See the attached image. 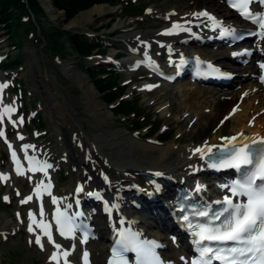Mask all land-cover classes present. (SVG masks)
<instances>
[{"label": "bare ground", "instance_id": "6f19581e", "mask_svg": "<svg viewBox=\"0 0 264 264\" xmlns=\"http://www.w3.org/2000/svg\"><path fill=\"white\" fill-rule=\"evenodd\" d=\"M38 2L51 22L63 25L67 28L82 27L84 25L83 21L100 23L102 20H107L112 17L116 11V7L108 4H95L80 11L76 16L65 22L64 12L56 9L52 0H38ZM179 3V8H182L183 11H177L175 14L170 13V15H168L169 13L162 14L163 16H169L167 21L165 19H160L159 15H155L156 29H154V35L142 41V50L146 53L157 51L161 54L160 49H162L163 55L167 58V61L162 63L163 67L167 66L168 61L173 57L186 53L182 52L178 46L183 38L191 39V42H195L194 37L197 35L207 38L206 35L208 31L202 28L206 23L204 17L197 18L193 13H199L202 9H213L216 12L223 10V12H220V15L228 21L232 19L230 15H234V12H225L223 9L224 6L216 0H182ZM198 3L203 5V7H201L202 9L197 8ZM171 9L172 8H169L168 10L170 11ZM263 9L264 7L255 8V10L259 12ZM174 24H180L190 29V32L178 31L173 32V34H165L164 30L173 28ZM114 26V28H119L122 26V23L115 22ZM135 35L140 36L139 34L133 33L131 37L128 36L125 40L132 41ZM152 38H154V40ZM137 53H139V50H136V54ZM221 55L222 57H230L231 55L235 58L233 52L228 49L221 52ZM257 55L258 53L250 59L245 60L246 63L244 65L237 66L225 63L226 66L224 65V67L231 70L234 74V78L237 81L236 84L239 83L241 76H251V81L241 84L238 89L231 90L233 81H231L228 86H225L227 89L224 93H220L215 87L196 86L191 95L195 97L196 101H199V98H201L200 101L203 102L206 100V97H212V99L207 108L208 112L202 115L199 113L195 114V118L192 119L196 135H194V137H186L184 133L178 136L176 140L174 139L175 141L179 139H191L192 143L188 144V146L173 145L174 143H172L165 147H158L152 143L140 142L134 139L124 127L104 129L90 136L86 133L82 123H77V120L72 116L68 104L63 101L64 97L60 100L54 95L53 90L48 86L50 83V76L48 73L42 74L39 82L43 89L42 93L46 101V110L56 113L58 120V127L53 128L55 140L58 141L56 145L60 153L66 156L70 166H73V172L65 188L58 189L57 191L52 189L51 196L44 193L42 190V195L38 198L36 195L33 196L30 190V193H28L22 201L29 196H32V199L27 203L21 202L27 205V214L35 213L37 216L36 220L40 221L41 218L49 215L50 209L53 206L52 202H50L51 207L46 204V197L51 198L53 196H60L62 199L72 197L74 195L73 189L76 185L82 188L80 193L81 196H83L87 190L95 187L96 189L105 191L108 198L118 195V198L115 200L120 201L122 205L121 207L118 206L115 208L116 217L125 216L126 219H129L131 215H127L128 210L127 214L124 213V209L128 203H134L136 205L134 208L137 212H140L141 215H139V213H136L135 216L132 215L134 219H137V221L132 224L145 232L147 228L149 229V226H154V231L148 232V234L160 238L162 242L165 243L166 249L164 250V256L166 262L168 264H186L181 260L182 256H186L185 253L183 251L178 252L177 247L173 244V240L161 233V230H170L174 232L173 234L179 243H184L185 241L184 233L176 231L175 225L169 217L168 212L164 209V207L166 208L168 206L169 198L172 194L170 186L174 184H185L186 182L181 177L192 175L195 170L200 171L201 168H204L206 171L208 170L205 159L202 158L199 153L193 154L194 149L205 148V146H207L211 147L213 150L214 147L227 143V141L223 139L224 137H237L236 142L248 141L254 137H264V88L254 77L255 74L258 73V66L255 64ZM205 56L206 54H204L203 57L210 59V57ZM104 59H100L99 63H104ZM97 63L98 61L96 64ZM26 65L30 70L39 69L36 60L31 58V53H28L26 57ZM62 72L73 78L82 89L84 105L87 107L90 116L93 117L95 122L104 124L108 118L113 117L112 111L99 97L98 91L90 82L85 72L75 71L71 62L68 61L63 63ZM150 78L152 79L153 76L150 75ZM234 78L233 80H235ZM163 83L164 85L167 84L166 82ZM5 106L13 107V104L3 102L1 111H3ZM171 110L177 113L180 108L172 106ZM10 115L4 116V118H8ZM225 117H228V119H225ZM198 118H202V122H197L196 124L195 122ZM174 123L176 125H182L186 123V119L177 118ZM63 129L69 132L68 137L67 134L62 135L61 130ZM241 133H243V136L240 135ZM17 140H19V138L15 141ZM27 145L33 146L28 148L27 152L35 156V158L52 159L54 157L53 154L55 150L51 148L37 147V144L32 143ZM11 149H13V147H11ZM171 155L172 157H170ZM139 171L159 172L162 173V178L166 177L163 181H166L168 185L164 184L160 189L155 190L158 202H150L146 200L141 193L138 194L133 190L135 185H140L141 189L144 186L145 188L150 187L146 182L142 181L141 176L138 174ZM100 172L103 173V177L99 176ZM205 173L206 174L199 173L197 176L199 178L195 181H199L200 178H207L209 174L207 172ZM1 175L8 177L7 180H4L6 183L11 182V174L8 169L2 171ZM16 177L31 179V189L36 185L37 181L42 178L45 183L51 184L47 174H40L37 172L29 171L24 175ZM105 177L107 179H105ZM202 194L204 196L206 195L205 193ZM34 200L42 203L41 207L44 212L43 217L40 215L41 207L39 208L37 205H34ZM86 201L87 203L90 202L87 198ZM91 210L90 215L98 224V232L100 235H104L106 232L103 227V220L97 216L98 213L96 211H93V207ZM151 220H154V222H151ZM30 224L31 221L28 218V228ZM14 226L10 216H3V221L0 223V235L11 231ZM32 227L34 231L29 232L31 241L35 243L36 236L39 235L41 244L37 245L48 253L47 262L49 264H56V261L51 259V255L57 253L58 250L54 247L53 243L47 241L41 235L40 228L36 227L35 224H33ZM54 242L61 246L59 250L60 253L65 251L69 253L66 257L67 264H77L75 263V255H81L82 257L79 258L78 264H84L83 254L89 251L87 244L78 243L77 240L73 238L56 240ZM97 255L99 257L98 263L92 262L93 264H101L102 259L104 260V256L102 257L101 252H98ZM58 259L59 264H65V257L59 255ZM0 264H3L1 251Z\"/></svg>", "mask_w": 264, "mask_h": 264}, {"label": "rangeland", "instance_id": "374dc122", "mask_svg": "<svg viewBox=\"0 0 264 264\" xmlns=\"http://www.w3.org/2000/svg\"><path fill=\"white\" fill-rule=\"evenodd\" d=\"M36 1L40 6L38 0ZM180 1L182 0H120L125 7L122 4H118L114 15L109 19L102 20L100 23L83 21L84 25L82 28L73 29L94 34L97 42L102 45L106 53H93L90 56L82 58L72 52L71 48L67 46L64 37L59 39L61 43L63 42L65 44L64 53H55L48 46L47 39L43 38L41 33H36L35 27L34 30L31 27L26 33L21 28H16V36L19 38L17 43H14L16 41L15 38L11 40L0 29V64L6 58L12 60L19 53L22 54V58L19 61L20 65L17 69L6 71L2 70L0 66V81L2 84L8 85V87L2 90V94H0V111L3 102H13L19 107V110L9 120L5 119L4 122H0V129L5 134L4 137H0V171L9 169L7 162V148L9 147V143L22 136L23 139H19L14 144L15 148H19L26 141L27 143L37 144V147H48L55 150L53 158L56 162V168L49 172V177L54 183L55 190L65 188L70 180L73 166H70L66 156L60 153L56 145L58 141L55 140L53 134V128L58 127L57 115L53 111L49 112L46 110V101L39 82V79L44 73H48L50 76L48 86L51 87L54 95L60 100L64 97L63 101L68 104L72 116L77 120V123H82L86 133L90 136L104 129L124 127L134 139L140 142L152 143L158 147H165L172 143H174L173 145L188 146V144L192 143L191 139L175 140L184 133L186 137H194L196 135L192 119L195 118V114L199 113L202 115L208 112L207 108L209 103H211L210 100L212 97H206V102L200 101L201 98H199V101H196L195 97L191 95L198 85L188 80H181L164 85L162 81L148 78L147 74L142 70L135 72L128 70V66L132 63L131 60L135 58L134 56H137V54L134 55V52H136L134 50H142V41L154 35V29H156L155 15H159L160 19H164L163 15L168 13L169 8H175L174 11H183L182 8H179ZM102 4L107 5L108 3ZM201 7L203 5L198 3L197 8ZM223 9L227 12L225 6ZM41 10L43 11V9ZM220 12H223V10L218 13ZM37 19L40 21L42 28L47 30L48 33L55 26L54 23L49 21L44 11L43 14L38 15ZM115 22H121L122 26L114 28ZM22 26H24L23 23ZM133 33L139 34L140 36L135 35L132 41L125 40L126 37H131ZM152 39L154 40V38ZM181 47L184 51L199 54L200 56L206 54L207 57H210V59L213 58L216 61L220 60L223 63L229 61L228 57H220L219 51L216 50L217 48L211 47L207 43H189ZM115 51L123 52V56L118 57L114 53ZM160 51L162 53V49ZM28 53H31V58L36 60V64L39 67L38 70H30L26 65ZM153 55L160 59L164 57V55L159 54L157 51H153ZM104 58H107L109 63L103 66L113 68L120 73V83H125L127 86V94L125 96L131 99L134 98V100L137 99L140 105V111L144 115L151 114L153 117L155 116L161 119L160 131L167 130V134H170L168 140L160 141L156 137L157 134L149 135L146 132V127L132 131V127L129 125L127 118L115 115L113 112V117L108 118L104 124H98L90 116V112L84 105L82 89L73 78L62 72V66L63 63L68 61L71 62L75 71H85V67L95 65L98 60ZM164 59L166 58L164 57ZM157 63L159 62L157 61ZM97 67L101 66L97 65ZM14 77L20 78L21 82L16 84L13 79ZM250 81L251 77L249 76H244L243 79H239L238 84H236L237 81L235 79L231 90L238 89L241 84L249 83ZM148 84H152V88H149L147 86ZM15 89L17 91L16 93L13 92ZM226 89L218 88L217 90L220 93H224ZM172 106L179 107V112H172ZM38 114L44 119L42 129H38V127L32 125L34 121H37L36 117ZM177 118L186 119V123L176 125L174 121ZM27 120L32 121V123H27ZM14 121L16 122L15 125L13 124ZM143 121H146V117ZM197 122H202V118H198L195 123L197 124ZM8 128L9 130H7ZM61 133L62 135L67 134V137L69 136V132L64 129L61 130ZM202 173L206 174L205 172ZM10 174V183H5L6 181L0 180V223L3 221V216L10 215L15 226L11 231L0 235L2 263L49 264L47 262L48 253L42 247L31 241L29 237L27 206L21 204L22 199L32 185V180L16 177L13 172H10ZM187 176L182 177L186 178ZM193 176L197 177L198 173L191 175L192 178ZM214 181V179L208 177V181L202 183L206 193L215 190ZM49 202L50 198H47V205H49ZM151 222H154V220H151ZM154 228V226H149V231H154ZM161 233L167 235L164 231H161ZM167 236L170 237V235ZM101 245V241H94L87 244L88 248L92 251L94 263H98V252H101L102 257L104 256ZM75 256V263L78 264L81 256ZM101 264H103V259Z\"/></svg>", "mask_w": 264, "mask_h": 264}, {"label": "snow or ice", "instance_id": "6c2138e0", "mask_svg": "<svg viewBox=\"0 0 264 264\" xmlns=\"http://www.w3.org/2000/svg\"><path fill=\"white\" fill-rule=\"evenodd\" d=\"M230 7L236 10L243 18L253 22L257 25L259 31H252L249 35L257 36L264 40V12L253 13L250 6L253 3H258L264 6V0H227ZM197 18L206 17L213 22V29L221 28V22L217 21L214 16H211L207 11L193 13ZM176 31H190V29L183 27L180 24H174L171 30L165 34H173ZM235 29L221 28L220 37L233 36L234 39H241L242 37L235 35ZM236 55H251L249 50H244L241 53H233ZM211 67V65H209ZM259 67L264 70V63H260ZM215 71V70H214ZM260 81L264 83V75L259 77ZM8 87L7 84H0V91ZM149 88L152 86L149 85ZM15 109L11 106H6L3 111H0V122L3 121L5 115H10ZM235 111V110H234ZM228 119V117H225ZM22 123V121H20ZM15 121L13 124L15 125ZM4 132L0 130V137H4ZM243 136V133L240 134ZM23 139L22 136L18 137ZM227 145L222 152L226 155L217 157L213 162L209 163V167L216 169L232 168L236 169L240 174V179L232 181L230 184L221 185L222 188H227L231 192V196H225L223 201H216L221 208L212 212L210 208L195 211L194 215L207 218L206 222L199 223L193 226L189 223L190 228L196 229L194 231V244L198 251V258L191 261V264H212V261H219L220 264H264V138L252 139L250 143L239 144L236 143L237 137H224ZM7 142V141H6ZM31 145H24L25 158L29 162L28 171L31 172H45L48 167L47 164H41L32 157L27 156L28 148ZM11 149V144H9ZM212 152L211 147L196 148L193 154L199 153L202 158L206 155L212 160L209 155ZM13 162L16 164V172L18 175H24L21 170V164L16 156L15 151L12 152ZM160 176L162 173H155ZM0 179L7 180L8 177L0 175ZM105 179H107L105 177ZM158 187V186H157ZM51 184L44 185L43 182L38 184L35 188V195L39 198L43 192L51 196ZM199 186L197 191H199ZM82 191L78 188L77 192ZM233 197H243L244 200L234 202ZM32 199V196L27 197L23 203H27ZM53 203H57L55 197L52 198ZM211 213V215H210ZM40 215L43 217V208L40 209ZM31 224L28 231L33 232V224L42 230L44 236L48 241L54 244L58 250L53 253L51 259L59 264L58 256L65 257V264H67L66 257L68 252L60 253V245L53 240L51 226L43 220L37 221L33 213H29ZM185 221L189 217H183ZM219 221V223H216ZM58 231L61 236L66 238L71 237L76 231L77 226L74 225L71 218L66 213L57 212L55 218ZM120 239L116 241L117 247L113 249L112 258L109 264H129L125 257V253L132 251L135 253V264H164L156 249L161 247L155 241L141 240L139 233L128 231H121L119 233ZM207 242V243H206ZM36 244H41L40 236L37 235L35 239ZM213 244L216 247H213ZM88 253H84V264H88Z\"/></svg>", "mask_w": 264, "mask_h": 264}, {"label": "trees", "instance_id": "16d2710c", "mask_svg": "<svg viewBox=\"0 0 264 264\" xmlns=\"http://www.w3.org/2000/svg\"><path fill=\"white\" fill-rule=\"evenodd\" d=\"M26 1L27 3H25L24 0H0V27L3 28L4 32L11 36V38L16 35L15 29L18 27H21L23 31H28L31 27L33 28L26 4L36 18L39 14H43L42 8H40L36 0ZM52 2L57 9L64 10L65 21H67L78 11L88 8L94 3L107 2L114 4L117 0H52ZM37 22L40 24L43 38L47 39L48 46L52 48L55 53H64L65 44L59 41V39L63 37L67 42V46L79 57L90 55L93 49H97L99 53L105 52L99 45L81 34L62 30L54 26L52 27V31L48 33L47 30L42 28L38 19ZM22 23L24 26H22ZM19 57L21 56L18 54V57L14 60L7 59L2 67L4 69H15L18 66ZM86 71L105 103L109 105L116 101V104L111 107L114 114L128 117V121L136 130L149 125L148 129L150 130V134L158 131L160 126L159 120H150V116H146V121H142L145 117L139 112L137 102L123 98L125 87L119 83V76L115 71L105 68H86ZM38 121L41 122L39 126H42L43 118L39 117ZM158 137L161 140H167L170 138V134H159Z\"/></svg>", "mask_w": 264, "mask_h": 264}, {"label": "water", "instance_id": "95a60500", "mask_svg": "<svg viewBox=\"0 0 264 264\" xmlns=\"http://www.w3.org/2000/svg\"><path fill=\"white\" fill-rule=\"evenodd\" d=\"M57 9V8H56ZM63 11V10H62ZM64 12V11H63ZM58 28L60 29H64V30H68L67 27H64L63 25H58V24H55Z\"/></svg>", "mask_w": 264, "mask_h": 264}]
</instances>
